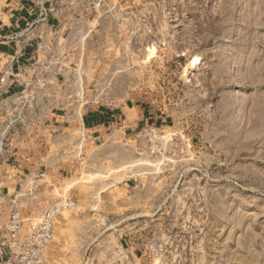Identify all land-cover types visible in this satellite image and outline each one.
<instances>
[{"label": "rangeland", "instance_id": "obj_1", "mask_svg": "<svg viewBox=\"0 0 264 264\" xmlns=\"http://www.w3.org/2000/svg\"><path fill=\"white\" fill-rule=\"evenodd\" d=\"M147 7L104 17L74 136L79 115L124 102L167 114L170 127L124 131L133 139L118 171L85 166L53 188L45 205H71L43 264H264V0Z\"/></svg>", "mask_w": 264, "mask_h": 264}, {"label": "built area", "instance_id": "obj_2", "mask_svg": "<svg viewBox=\"0 0 264 264\" xmlns=\"http://www.w3.org/2000/svg\"><path fill=\"white\" fill-rule=\"evenodd\" d=\"M148 4L134 0H30L34 20L18 32L0 38L4 43H13L17 52L33 48L27 62L11 75V82L21 89L0 99L2 127L14 133L44 110H69L75 122V113L85 104L81 103V82L87 79L85 70L91 50L98 43L104 17L110 14L125 21L127 16L148 11ZM4 88L0 73V93ZM79 118L82 120V115ZM2 147L0 142V150ZM5 201L7 222L0 229V247L7 257L2 264H43L53 236L54 218L71 203L33 208L25 214L27 208L19 202V196ZM2 211L0 206V214Z\"/></svg>", "mask_w": 264, "mask_h": 264}, {"label": "crops", "instance_id": "obj_3", "mask_svg": "<svg viewBox=\"0 0 264 264\" xmlns=\"http://www.w3.org/2000/svg\"><path fill=\"white\" fill-rule=\"evenodd\" d=\"M134 1L143 5L155 0ZM34 18L30 0H0V38L25 28ZM32 50V47H26L17 52L13 43L0 41V73L5 86L0 99H7L21 89L19 84L11 82V75L27 62ZM168 117L128 102L114 109L89 111L82 116L84 132L81 140L74 136L75 124L69 110H44L37 118L22 123L14 133L2 127L3 118H0V142H3L0 150V206L3 209L0 220L7 222L5 199L8 197L19 196V202L25 208H40L53 201L48 194L54 187L74 178L85 166L94 170L93 165L110 164L118 171L123 166L121 142L133 139L132 133L127 135L124 131L167 128L170 127ZM78 142V146H82L81 153L76 151ZM93 147L101 150V158L95 160L89 156L88 151ZM130 180L131 176H128L124 182L128 184ZM6 257L5 249L0 247V264Z\"/></svg>", "mask_w": 264, "mask_h": 264}, {"label": "bare ground", "instance_id": "obj_4", "mask_svg": "<svg viewBox=\"0 0 264 264\" xmlns=\"http://www.w3.org/2000/svg\"><path fill=\"white\" fill-rule=\"evenodd\" d=\"M148 55L150 56V59L152 58V56H154V54L156 53L155 48H151L148 49ZM149 58V57H148Z\"/></svg>", "mask_w": 264, "mask_h": 264}]
</instances>
